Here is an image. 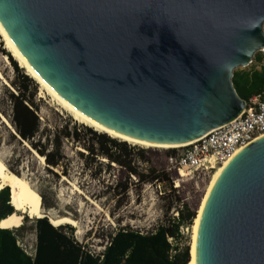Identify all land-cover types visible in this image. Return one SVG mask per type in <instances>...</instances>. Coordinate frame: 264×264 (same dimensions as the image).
I'll list each match as a JSON object with an SVG mask.
<instances>
[{
  "label": "water",
  "instance_id": "obj_1",
  "mask_svg": "<svg viewBox=\"0 0 264 264\" xmlns=\"http://www.w3.org/2000/svg\"><path fill=\"white\" fill-rule=\"evenodd\" d=\"M263 23L264 0H0L3 30L58 96L155 145L192 143L241 115L233 74L264 48ZM194 264H264V137L216 180Z\"/></svg>",
  "mask_w": 264,
  "mask_h": 264
},
{
  "label": "rangeland",
  "instance_id": "obj_2",
  "mask_svg": "<svg viewBox=\"0 0 264 264\" xmlns=\"http://www.w3.org/2000/svg\"><path fill=\"white\" fill-rule=\"evenodd\" d=\"M262 30L264 33V23ZM261 51L254 55L251 65L235 72H249L263 64L264 52ZM3 55L9 58L0 39V74L8 83L4 85L0 80V114L12 126V104L9 96L15 95V86L21 84L12 63L19 70V76L27 75L11 57L9 65L5 63ZM32 82L34 85L28 87L25 94L29 97L33 95V110L39 121V131L33 143L51 144L53 134L64 127L70 134L76 132L79 135L78 141L72 138L61 139L62 164L55 169L47 168L0 120V153L8 170L24 176L31 187L44 197L48 206L44 207L45 211L51 210L54 216H69L79 223L81 234L78 235L77 229L71 227L73 237L86 251L101 254L111 234L119 229L147 234L160 225L172 227L173 220L178 217V212L184 206L195 213L202 190L210 178L206 177L203 181L198 178L180 180L173 172L166 171L165 160L175 154V150H148L125 143L128 148L145 151L143 159L138 156L136 150L125 156L126 163L130 162L138 174L147 176L154 171V175L163 173L169 180L161 183H138V178L129 175L122 166L103 162L104 158L100 156L88 155V148L98 147L94 137L84 129L90 128L73 120L52 102L50 97L41 95L39 86L33 80ZM48 149L50 150L49 146ZM34 219L27 217L25 223L22 220L21 232H17L18 228L12 230L17 235L19 244L30 248V253L35 248ZM65 226L68 225L60 227ZM64 231L68 230L64 228ZM190 235L191 228L176 241L179 249L189 246Z\"/></svg>",
  "mask_w": 264,
  "mask_h": 264
},
{
  "label": "trees",
  "instance_id": "obj_3",
  "mask_svg": "<svg viewBox=\"0 0 264 264\" xmlns=\"http://www.w3.org/2000/svg\"><path fill=\"white\" fill-rule=\"evenodd\" d=\"M8 59L10 60V56ZM12 66L21 81L20 86H15L17 93L9 96L12 104L11 124L13 129L22 141L26 142L38 155L44 157L46 167L55 169L62 164L63 160L60 155L61 139L72 138L78 141L79 135L76 132L70 134L64 127L61 131L53 134L51 144L33 143L39 131V121L33 110V95L26 96L25 91L34 83L25 75L19 76L16 65L12 63ZM232 83L238 96L248 102L251 97L264 90V66L259 71L234 72ZM35 91L34 86V93ZM84 129L94 137L98 144L95 149L88 148V155L100 156L110 163L122 166L129 175L138 178V183L169 182L163 173L154 175L155 172L151 171L147 176L140 175L136 168L130 165V162L126 163L125 156L131 151L136 150L138 156L143 159L144 150L128 148L125 143L116 142L103 134H96L90 129ZM122 157L124 158L122 159ZM177 177L180 178L178 174ZM209 180L202 190L195 213L184 206L178 212V217L173 220L172 227L160 225L153 232L147 234L130 229H119L111 234L105 249L97 255L86 251L74 239L71 227L54 228L46 218L34 219L35 248L33 256L25 254L17 245L18 238L15 233L0 229V264H188V246L179 249L176 242L181 237L179 228L191 227ZM169 187L171 188V184ZM40 196L43 208H48L44 197ZM12 213L13 209L9 205V190L4 188L0 191V221ZM23 221L24 223L27 221V216H23ZM22 227L18 228L17 232H21ZM64 228L69 232L64 231ZM168 239H172L173 243L169 242Z\"/></svg>",
  "mask_w": 264,
  "mask_h": 264
},
{
  "label": "bare ground",
  "instance_id": "obj_4",
  "mask_svg": "<svg viewBox=\"0 0 264 264\" xmlns=\"http://www.w3.org/2000/svg\"><path fill=\"white\" fill-rule=\"evenodd\" d=\"M0 39L3 44V48L9 56L15 61L18 67L25 71L26 75L33 80L37 86H39V91L41 95H47L51 98V101L54 102L62 111L66 112L73 120L85 125L86 127L94 130L97 133L103 134L113 140L126 143L131 146H137L144 149H155V150H173L185 147L188 144L182 145H155L149 144L145 142H140L137 140H129L123 137L118 136L117 134L103 128L96 122L92 121L91 119L87 118L77 110H75L71 105H69L65 100H63L60 96H58L39 76L38 74L29 66L27 61L21 57V55L17 52L16 48L14 47L12 41L3 30L2 26L0 25ZM3 60L5 63L9 65V59L7 56L3 55ZM0 80L4 85H8V83L4 80L3 76L0 74ZM42 97V96H41ZM0 120L3 124H5L11 131L13 132V128L8 122V120L0 114ZM263 137V136H262ZM260 137V138H262ZM259 138V139H260ZM258 140V139H257ZM256 140V141H257ZM255 142V141H253ZM252 142V143H253ZM250 143V144H252ZM250 144L240 148L236 151L232 158L228 159L227 161L223 162L219 167H216L214 171L210 175L209 184L206 188V192L202 201L200 202V206L196 212V215L193 219L191 224V235H190V243H189V263L194 264V254H195V241L197 235V229L200 221V217L205 206L206 200L216 182L219 175L221 174L222 170L227 166V164L243 149H245ZM23 145L32 151V155L36 157V159L43 165H45L44 157L38 155L33 149L28 146L26 142H23ZM3 155L0 153V191L4 188H8L9 190V205L13 209V213L9 216L5 217L0 221V229L4 230H13L15 228H19L22 225L23 215L27 216L28 218H35L41 219L44 216H47L50 220V224L54 228H58L60 226L68 225L72 228L77 229V234H81V228L79 223L72 219L69 216H54L51 210H42V198L40 194L34 190L31 185L29 184L28 180L24 176L16 175L10 172L3 162ZM105 162V159H102ZM179 177H183V173H178Z\"/></svg>",
  "mask_w": 264,
  "mask_h": 264
},
{
  "label": "built area",
  "instance_id": "obj_5",
  "mask_svg": "<svg viewBox=\"0 0 264 264\" xmlns=\"http://www.w3.org/2000/svg\"><path fill=\"white\" fill-rule=\"evenodd\" d=\"M262 136L264 137V90L251 97L241 115L232 122L210 131L185 147L173 149L175 154L165 160L166 171L176 175L182 172L184 176L180 180L198 178L203 181L206 177L209 178L216 167L232 158L237 150ZM188 230L187 227H180L179 233L182 236ZM168 241L171 242L172 239ZM17 245L25 254L33 256L34 250L30 253V248L21 246L18 240Z\"/></svg>",
  "mask_w": 264,
  "mask_h": 264
},
{
  "label": "crops",
  "instance_id": "obj_6",
  "mask_svg": "<svg viewBox=\"0 0 264 264\" xmlns=\"http://www.w3.org/2000/svg\"><path fill=\"white\" fill-rule=\"evenodd\" d=\"M264 66V62H263V64H261L259 67H255L253 70H257V71H259L260 69H261V67H263ZM10 231H12V230H10Z\"/></svg>",
  "mask_w": 264,
  "mask_h": 264
}]
</instances>
